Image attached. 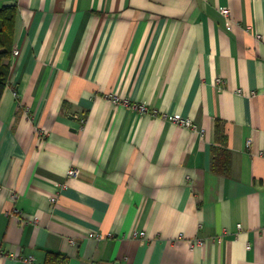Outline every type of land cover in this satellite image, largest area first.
Instances as JSON below:
<instances>
[{"label":"crops","instance_id":"obj_1","mask_svg":"<svg viewBox=\"0 0 264 264\" xmlns=\"http://www.w3.org/2000/svg\"><path fill=\"white\" fill-rule=\"evenodd\" d=\"M9 1L0 264H264V0Z\"/></svg>","mask_w":264,"mask_h":264},{"label":"trees","instance_id":"obj_2","mask_svg":"<svg viewBox=\"0 0 264 264\" xmlns=\"http://www.w3.org/2000/svg\"><path fill=\"white\" fill-rule=\"evenodd\" d=\"M17 15V6L0 8V102L7 89L8 78L10 76L9 60L13 55ZM215 130L216 141L221 144L222 148L215 146L212 150L214 159L213 169L222 175H228L231 168V153L228 149L222 121L217 120ZM48 263L66 264L62 256L55 254H49Z\"/></svg>","mask_w":264,"mask_h":264},{"label":"built area","instance_id":"obj_3","mask_svg":"<svg viewBox=\"0 0 264 264\" xmlns=\"http://www.w3.org/2000/svg\"><path fill=\"white\" fill-rule=\"evenodd\" d=\"M220 14L227 21L228 27L231 29V27H232V23L230 21L231 11L229 9H227V8H222V9H220ZM18 55H19V52L17 50L13 51V56L14 57H17ZM216 84L218 86L223 84L222 79H220V78L217 79L216 80ZM252 96H255V95L253 94ZM112 100L114 101V103H118L119 102V99L117 97H112ZM135 108H138L139 111L142 112V113L148 112V108L146 106H144V105H139L138 107H135ZM170 120L172 122L178 124L181 127H184V128H187V129H191V130H196L197 129V126L195 125L194 122H192L190 119L182 118L179 115H177L175 117H172ZM250 145H251V141H248L247 146L250 147ZM69 175L73 176V177L78 176V170H75V169L71 170L69 172ZM238 229L241 230V225L238 226ZM145 236H146L145 233H134L133 238L134 239H144ZM224 236H225V234H223L220 237H217L215 239V241L216 242H220L221 239ZM109 237H112V235H109ZM90 238H93V239L98 240V241L103 239V237L100 234H90ZM196 244L201 246L203 244V241L202 240H198L197 243L192 244L191 247L193 248ZM248 247H250V246H248ZM11 257L13 258V256H11ZM32 260H33L32 258L24 259L25 262H29V263H31Z\"/></svg>","mask_w":264,"mask_h":264},{"label":"water","instance_id":"obj_4","mask_svg":"<svg viewBox=\"0 0 264 264\" xmlns=\"http://www.w3.org/2000/svg\"><path fill=\"white\" fill-rule=\"evenodd\" d=\"M4 6L5 7H15L17 5L14 1H9V2H6Z\"/></svg>","mask_w":264,"mask_h":264},{"label":"rangeland","instance_id":"obj_5","mask_svg":"<svg viewBox=\"0 0 264 264\" xmlns=\"http://www.w3.org/2000/svg\"><path fill=\"white\" fill-rule=\"evenodd\" d=\"M230 17H232V13H231V16H230ZM227 27H228V25H227ZM228 29L231 30L229 27H228ZM135 107H138V106H135ZM135 107H134V108H135Z\"/></svg>","mask_w":264,"mask_h":264}]
</instances>
